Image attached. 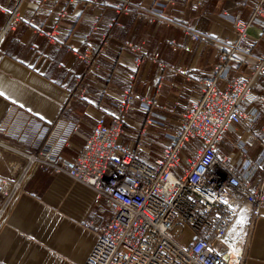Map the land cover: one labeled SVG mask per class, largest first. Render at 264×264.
<instances>
[{
	"label": "crops",
	"instance_id": "obj_1",
	"mask_svg": "<svg viewBox=\"0 0 264 264\" xmlns=\"http://www.w3.org/2000/svg\"><path fill=\"white\" fill-rule=\"evenodd\" d=\"M88 1L92 4L44 1L33 28L22 23L29 17L33 3L31 0L20 3V21L6 32L0 43V141L34 149L41 143L39 133L43 127L52 126L49 135L52 141L70 123L76 122L77 132L62 149L64 156L74 157L83 147L91 124L101 115L115 113L121 92L128 84V74L134 71L133 92L148 98L156 96L158 104L138 103L141 113L130 109L127 131L131 135L120 139L130 146L137 145L138 155L144 143L153 145L159 140L162 146L191 102L200 96L201 79L219 61L214 44L192 41L183 26L190 25L196 32L218 40L232 38L234 17L239 14L241 20H248L253 2L202 0V5L197 7L193 6L195 0H128L127 11L117 12L119 0ZM13 6L12 0H0L2 8L9 10ZM62 9L66 14L58 22L54 39L83 48L107 30L112 35L101 53L102 69L85 78L89 89L85 98L70 94L82 71L81 62L50 39L52 19ZM151 15L163 17L164 23L149 22ZM6 18L0 11V28ZM259 32V26L250 29L253 43ZM123 41L131 42L136 48L125 46ZM152 52H158L164 67L147 61L134 70L133 58ZM260 52V47L254 45L248 60ZM233 67L235 74L249 76L250 72L243 66ZM256 82L246 109L258 108L257 128L261 129L264 107L259 105L257 95L264 94V83ZM257 87L262 91H255ZM145 119L151 121L147 125L148 135L139 138ZM27 121L29 126L22 128ZM229 131L235 144L225 154L235 161L239 145L249 155L256 154V142L234 129ZM23 163L21 156L0 146V177L15 178ZM235 164L245 173L241 162ZM93 197L94 191L89 186L64 173L42 170L33 173L0 217V264H82L97 241L94 224L102 216L111 215L109 210L99 212ZM83 220H91L92 226L85 228L81 224ZM186 235L188 238L189 234ZM242 260L244 264H264V209L251 227Z\"/></svg>",
	"mask_w": 264,
	"mask_h": 264
},
{
	"label": "built area",
	"instance_id": "obj_2",
	"mask_svg": "<svg viewBox=\"0 0 264 264\" xmlns=\"http://www.w3.org/2000/svg\"><path fill=\"white\" fill-rule=\"evenodd\" d=\"M12 1L11 9L0 7L7 17L0 28V43L6 32L20 21L18 9L23 0ZM44 1L55 0H31L33 8L22 22L25 27H34ZM69 1L92 4L88 0ZM127 2L119 0L117 12H126ZM202 3L195 0L193 6L200 7ZM65 14L62 9L53 17L49 35L54 44L81 62L82 71L70 94L85 98L89 94L85 78L102 69L101 53L112 35L107 30L83 48L58 41L53 36ZM148 18L149 22L164 23L161 16ZM255 26L260 27V32L253 43L249 31ZM183 30L194 42L214 44L219 61L201 79L200 96L191 102L177 127L164 139L160 157L148 163L139 157L137 145L130 146L120 140L127 132V113L134 104H158L156 96L148 98L133 92V71L128 74V84L121 92L115 113L101 115L91 124L83 147L74 157L64 156L62 149L77 132L76 122L70 123L52 141L49 140L52 126L43 127L39 133L41 143L34 149L0 141V146L24 159L15 178L0 177L3 199L0 217L33 173L38 170L64 173L94 191L93 203L99 212H111L94 224L97 241L82 264H244L251 227L264 209V127L257 128L258 108L246 109L256 81L264 83V0H253L248 20H241L239 14L234 17L232 38L218 40L196 32L190 25H184ZM123 44L136 48L129 41ZM254 45L261 52L248 60ZM158 57V52L134 57V70L147 61L164 67ZM233 66H243L250 72L249 76L235 74ZM169 68L175 70L174 66ZM257 99L264 107V94H258ZM150 123L145 119L139 138L147 137ZM29 124L27 121L22 128ZM230 129L256 142V154L249 155L241 145L237 147L235 161L230 155L221 154L219 144ZM235 162L243 164L245 173ZM238 217L243 218V230L233 241L230 231ZM81 224L90 228L93 222L83 220Z\"/></svg>",
	"mask_w": 264,
	"mask_h": 264
},
{
	"label": "rangeland",
	"instance_id": "obj_3",
	"mask_svg": "<svg viewBox=\"0 0 264 264\" xmlns=\"http://www.w3.org/2000/svg\"><path fill=\"white\" fill-rule=\"evenodd\" d=\"M231 65L232 64L230 63L229 66H231ZM255 84L253 87H255ZM256 90H257V92L262 91L261 87H257L255 89V91ZM253 91H254V88H253ZM130 109H135L136 111H139V113H141V110H140L138 103L134 104ZM129 135H131L130 130H128L124 134L125 137H127ZM121 137H123V135ZM233 137H234V135L230 131L225 133L223 142L219 144V149H220L221 154L227 153L229 151L230 147H232V145L235 144V143L233 144ZM195 142H197V140H195ZM143 145H144V147L141 150L140 155H139L142 160H144L148 163H153L155 158L160 157V151H161L162 146H161V142L159 140L156 141V143L153 145L152 144H145V143Z\"/></svg>",
	"mask_w": 264,
	"mask_h": 264
},
{
	"label": "bare ground",
	"instance_id": "obj_4",
	"mask_svg": "<svg viewBox=\"0 0 264 264\" xmlns=\"http://www.w3.org/2000/svg\"><path fill=\"white\" fill-rule=\"evenodd\" d=\"M243 230V218L242 217H238L235 220V223L232 225L231 227V231H230V237L233 241H236L237 237H238V232L240 230ZM237 246L233 247L232 249H236Z\"/></svg>",
	"mask_w": 264,
	"mask_h": 264
},
{
	"label": "snow or ice",
	"instance_id": "obj_5",
	"mask_svg": "<svg viewBox=\"0 0 264 264\" xmlns=\"http://www.w3.org/2000/svg\"><path fill=\"white\" fill-rule=\"evenodd\" d=\"M0 94H2V93H0Z\"/></svg>",
	"mask_w": 264,
	"mask_h": 264
}]
</instances>
